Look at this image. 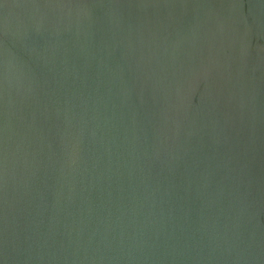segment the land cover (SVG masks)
I'll return each instance as SVG.
<instances>
[{
	"label": "water",
	"instance_id": "water-1",
	"mask_svg": "<svg viewBox=\"0 0 264 264\" xmlns=\"http://www.w3.org/2000/svg\"><path fill=\"white\" fill-rule=\"evenodd\" d=\"M0 264H264V0H0Z\"/></svg>",
	"mask_w": 264,
	"mask_h": 264
}]
</instances>
